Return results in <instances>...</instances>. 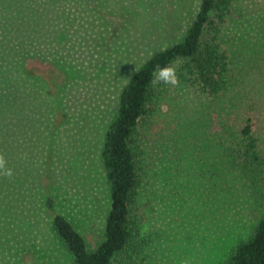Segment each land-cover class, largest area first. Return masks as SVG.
<instances>
[{"label":"rangeland","instance_id":"rangeland-1","mask_svg":"<svg viewBox=\"0 0 264 264\" xmlns=\"http://www.w3.org/2000/svg\"><path fill=\"white\" fill-rule=\"evenodd\" d=\"M56 1L60 17L27 64L43 82L11 139L12 175L0 180V264H72L49 196L87 248L102 240L111 200L100 151L119 93L153 52L181 40L200 3ZM217 29L225 87L210 95L157 81L136 125L130 217L146 244L134 264H223L264 210V0H233ZM247 123L260 159L244 166Z\"/></svg>","mask_w":264,"mask_h":264},{"label":"trees","instance_id":"trees-1","mask_svg":"<svg viewBox=\"0 0 264 264\" xmlns=\"http://www.w3.org/2000/svg\"><path fill=\"white\" fill-rule=\"evenodd\" d=\"M232 1L200 0L181 40L153 52L122 87L100 151L111 200L102 240L93 249L87 248L73 224L54 211L52 197L46 199L52 228L72 255V264H134L143 252L146 239L139 236V228L130 217L137 183L133 136L139 119L160 92L154 69L180 63L176 71L179 80L197 85L205 94L220 92L226 84L227 56L220 49L217 22L223 21ZM59 9L56 0H0V156L5 168L6 162L10 164L7 152L24 107L43 82L27 70L30 50L41 42L53 19L58 20ZM28 35L33 40L28 41ZM241 131L246 140L244 166L259 163L251 125L245 124ZM223 264H264V210L251 233L235 244Z\"/></svg>","mask_w":264,"mask_h":264},{"label":"clouds","instance_id":"clouds-1","mask_svg":"<svg viewBox=\"0 0 264 264\" xmlns=\"http://www.w3.org/2000/svg\"><path fill=\"white\" fill-rule=\"evenodd\" d=\"M154 76L156 81L162 82L166 85L170 84L172 86H177L179 83L176 68L172 66L160 67L157 65V67L154 69ZM0 170H3V175H12V170L5 168V161L2 156H0Z\"/></svg>","mask_w":264,"mask_h":264}]
</instances>
